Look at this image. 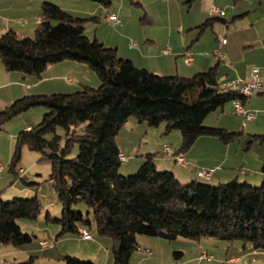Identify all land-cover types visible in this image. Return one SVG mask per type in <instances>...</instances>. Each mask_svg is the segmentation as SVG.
I'll use <instances>...</instances> for the list:
<instances>
[{"label": "trees", "instance_id": "16d2710c", "mask_svg": "<svg viewBox=\"0 0 264 264\" xmlns=\"http://www.w3.org/2000/svg\"><path fill=\"white\" fill-rule=\"evenodd\" d=\"M90 1L105 9L111 4L110 0ZM142 20L151 21L145 15ZM97 21L99 16H73L43 1L33 36H19L12 29L0 34V60L6 71L40 79L49 65L72 60L88 65L99 80L97 87L83 86L70 93L27 94L4 107L0 125L30 107L46 109L36 125L16 135L8 171L23 181L16 168L21 148L39 153L38 160L50 164L48 180L61 206L59 218L46 212L45 220L60 226L57 237L77 233L91 224L87 216L72 209L77 201L84 202L96 234L112 240L113 264H129L139 247L138 235L168 241L213 238L264 251V180L260 185L236 179L216 185L183 184L171 171L157 170L152 153L144 155L135 173L124 176L118 171L121 151L116 135L130 116L149 127L164 124L163 133L179 131L176 152H186L200 136L215 137L223 144L237 140L241 131L205 126L203 120L227 103L240 100L244 105L248 98L235 91L222 92L215 65L191 76L161 75L135 66L118 56L114 47L84 34L85 24ZM217 21L224 19L212 15L198 26L199 31ZM58 127L64 131L63 146ZM251 137L264 139L263 134ZM75 145L77 153L68 158ZM41 210L37 195L7 201L0 197V246L31 242L34 236L23 232L17 219H35ZM62 261L95 264L68 254Z\"/></svg>", "mask_w": 264, "mask_h": 264}, {"label": "rangeland", "instance_id": "374dc122", "mask_svg": "<svg viewBox=\"0 0 264 264\" xmlns=\"http://www.w3.org/2000/svg\"><path fill=\"white\" fill-rule=\"evenodd\" d=\"M43 0H37L41 3ZM56 4L63 10L67 11L73 16L89 17L92 15L99 16V21L88 22L85 24L84 34L93 39L94 37L103 38L113 43L120 40L118 33L119 27L105 21V8L96 2L90 0H45ZM111 4L106 8L107 13L114 12L121 20L124 17L130 19V31L136 30L137 27L144 26V30H148L158 36L167 35L169 32L180 38L185 37L187 41L196 43L200 46H205L206 42L209 43L213 39L214 32L219 24H214L212 28H205L203 32L199 31L198 26L203 23L207 18L211 17V13L204 14L199 10L197 0H110ZM39 9V7H38ZM111 10V11H109ZM199 10V11H198ZM40 12V9H39ZM146 16V20H153L152 25L149 22L143 21L142 17ZM56 24V22H53ZM192 23V24H191ZM214 31V32H213ZM34 29L25 35L19 36H33ZM197 36L200 38L197 39ZM197 39V40H196ZM115 47V46H111ZM194 53L196 51L194 50ZM214 59L213 55H209ZM68 63L67 68L55 72L56 87L63 93H70L82 89L83 86L97 87L99 80L88 65L72 60H64ZM69 64V65H68ZM3 66V65H2ZM4 68V66H3ZM5 69V68H4ZM208 68H206L207 70ZM205 71V70H204ZM192 75V74H191ZM35 79H37L35 77ZM72 79V83H67L66 80ZM21 80V79H20ZM0 76V83L4 82ZM15 83V82H13ZM32 81L21 80L18 86H7L0 89V111L7 105L11 104L15 99L22 97L27 92V85L32 84ZM97 83V84H96ZM34 89V88H32ZM258 110V109H254ZM46 111L41 106L30 107L9 119L3 121L0 125V165L3 170L0 171V189H2L1 199L4 201L10 200L12 197L27 198L37 195L42 204V210L35 219H17V222L26 223L22 224L21 230L28 233L33 237L32 241L19 246H7L10 250H20L27 253L26 259L32 256V261L26 262L19 260L23 254H16L6 257L5 261L0 264H63L62 258L64 255L76 256L81 260H90L95 264H113L112 263V240L107 237H100L95 232V227L92 222V215L90 209L82 201H77L72 205V209L77 210L87 216L91 224L85 225L87 229L91 228L92 238L95 242L83 241L77 233H67L57 237V232L60 226L58 224L45 220L46 212H49L51 218H59L61 214V206L57 200V194L52 186L48 175L50 173V164L46 161H39V153L29 150L23 146L20 152L19 161L16 168L25 170L24 180L22 181L13 172L8 171L7 165L9 164L14 144L15 137L19 131L24 130L27 125H36L43 113ZM260 111V110H258ZM264 114L257 113V118L251 121H245L242 117L234 112L230 103H227L223 109H217L210 112L203 120V125L210 127L225 128L228 131H241V136L228 144L221 143L217 138L211 136H200L204 139L197 145L195 142L186 151L187 161L190 163H198L196 166L198 170L210 169L217 161L226 157L227 153L234 155L237 153L236 160L244 161L246 165L249 163L254 164L257 157L264 159V139L263 141L252 140L251 135L263 134L264 135V122L261 118ZM80 130V129H78ZM164 124L157 127H149L146 123H139L135 117L130 116L126 122L120 127L117 135L116 142L127 159L121 161L119 166V173L121 169L124 170L131 163L137 162L139 159L144 158L146 152H152L153 155L161 156L159 167L170 165L179 174L181 171L180 166L169 161L168 154H166L165 146L172 149L179 148L180 133L177 130H172L169 133H163ZM57 134L64 137V131L61 127L56 129ZM47 138L50 135L46 136ZM212 139H211V138ZM199 138V137H198ZM213 142H220L221 147H216ZM252 140V141H251ZM64 138L61 141V146L64 145ZM196 141V140H195ZM228 145L230 151L226 148ZM155 150H149L154 149ZM138 151V154L136 153ZM155 151H158L156 153ZM77 153V146L75 145L68 158L74 157ZM155 153V154H154ZM183 153V152H182ZM184 155V154H183ZM144 161V159H143ZM186 162V163H188ZM192 165V164H191ZM191 167V166H190ZM246 167V166H245ZM214 169V168H213ZM245 170V168H242ZM136 171V170H135ZM121 174L124 176L131 175ZM165 171V170H159ZM20 176V175H19ZM22 176V175H21ZM183 177L182 175H180ZM202 183L206 182L205 179L199 180ZM260 185V184H257ZM14 188H27L21 193H17ZM15 193V194H14ZM15 195V196H14ZM51 203L52 205H49ZM144 239L145 247L152 252V255H138L141 254L138 249L134 250L130 261L133 264H264V251L252 249H242L238 242L230 245L228 242L213 238H204L198 241H189L190 239L178 238L177 240L168 241L166 239L156 236L139 235ZM41 241H46V245H42ZM196 242V243H192ZM217 242V244L213 243ZM222 244V245H218ZM4 248V246H2ZM180 252L181 255H175L174 252ZM204 252L211 255V259H203L200 261V256ZM249 252V253H248ZM200 255V256H199ZM238 258V260L229 261V258ZM2 261V260H1ZM131 263V264H132Z\"/></svg>", "mask_w": 264, "mask_h": 264}, {"label": "crops", "instance_id": "0c3cea01", "mask_svg": "<svg viewBox=\"0 0 264 264\" xmlns=\"http://www.w3.org/2000/svg\"><path fill=\"white\" fill-rule=\"evenodd\" d=\"M43 1H41V3ZM197 1L199 10L202 14H204V16L206 13H210V6L216 5L222 9V13L219 14V16L224 19V22L217 21L212 24L210 28H212L216 23L220 26L217 27L216 32L213 31V39L211 38L209 43L206 42L205 46H200L193 42L189 43L185 37L180 38L179 35L175 36L170 32L167 35H165L164 33V35L160 37L152 32H149L148 30H144V26H136V30L130 31L128 29L131 21L127 17H124L123 20H121L119 17V23L114 24L116 25V27H119L120 33H118V36L120 40L110 43V41L108 42L105 37L95 38H97L105 46H115L114 48L116 49L117 55L123 58L130 59L135 66L148 69L154 73L161 75L177 74L180 76H191V74L193 75L196 72L204 71L206 70V68L215 65L218 83L221 84L225 81L235 78L247 79L248 71L251 67H261L264 65V0H238L236 2H233L232 0ZM53 2L59 5L58 2ZM41 3H38L37 0H0V34L8 29L14 30L18 35L29 34L33 29H35L38 23V14ZM104 12L107 13L108 11L105 9ZM147 24H154L153 20ZM203 31H200V34ZM220 37L225 38V44L222 46V53L220 58H216L213 54V50L218 46L217 41ZM199 38L200 37L197 36V39ZM131 42H133V45H131ZM166 46L170 47V51L167 54H163L162 49ZM194 50L196 51V53H194ZM210 52L211 55H213L214 59L209 56ZM187 53L191 54L193 58V61L190 65H186L184 63V56ZM65 63L68 62L61 61L49 65L43 72L42 77L40 79H35V77L32 75L6 71L3 68V64L0 60V76L3 80H6L5 83H0V89L5 88L6 85L18 86L19 81L29 80L33 83L27 85L26 89H28L27 92H31V90H34L32 91V94H51L62 92L59 89H55L56 82L54 83L53 81L58 80L56 79L57 75H54L56 74L55 72L67 68V66H64L67 65ZM66 82L72 83V79L66 80ZM230 104L233 108L232 103ZM244 107L252 110L258 109L260 111L257 110V113L264 114V94H254L253 96L248 98V100L244 104ZM239 116L242 117L241 115ZM255 118L252 120H255ZM261 122H264V115L261 118ZM160 126L161 125H159V127ZM202 139L204 138H197L195 141V145L202 141ZM211 139L207 141H212V143L216 147H221L222 144L220 142H213V140ZM226 146V148H228V151H230V147L228 145ZM177 149L172 150L176 151ZM149 150H155V148ZM155 152L158 153V151ZM136 153L138 154V151H136ZM148 153L152 152L148 151L145 154ZM187 153L188 152H183L186 162H188ZM236 156V152L234 155H230V153H227L226 157H224L220 161H217L214 164H210V166H213L211 168H214V171L209 179H205L206 182H210V184L216 185L219 183L230 181L232 179H236L237 181H245L251 185L261 184L264 180V174L262 172V158L257 157L253 165L252 163L246 165V163L242 160L237 161ZM161 158L162 157L159 155H153V161L156 169L171 171L181 183L184 184L190 181H199L203 179L197 175L198 168L196 166H199L197 165L198 163H192V161L190 163L188 162L186 166H180L181 170L183 171L178 174L177 171L171 166V164L165 165L164 167H159V161L161 160ZM143 159L144 158H141L137 162L131 163L124 170L121 169V173L129 174L137 170V168L141 165ZM167 159H169V161L171 162L173 161L170 156H168ZM242 168H245V170ZM19 169L22 168L20 167ZM19 175H22V177H24L25 170H23V173H19ZM180 175H182L183 177H181ZM23 182H25V180H23ZM14 189L17 193L28 190L27 188ZM1 192L2 189H0V195H2ZM49 205L52 204L49 203ZM17 223L20 228L22 227V224L26 225V223L23 222ZM82 228L86 229L90 232V234H92L91 228ZM81 240L91 241L93 243L95 242L93 238H81ZM136 241L139 247L144 244V239L139 235L137 236ZM197 243L201 242L198 241ZM213 243L217 244V242ZM218 245L222 244L218 243ZM241 248L248 249L246 251H249L250 249V247ZM253 251L255 250L252 249V253H254ZM139 252L141 254L137 253L138 255H145L143 251L139 250ZM11 253L16 255L23 254L24 252H21L20 250L12 251L7 246H4V248L0 246V263L5 261L6 257L9 258ZM26 254L27 253L23 254L19 258V260L26 262V260L28 259V261L31 262L32 256L28 255L29 257L26 259ZM199 260L203 261V259ZM228 260L235 261L238 260V258L233 259L231 257ZM131 263L132 262L129 260V264Z\"/></svg>", "mask_w": 264, "mask_h": 264}, {"label": "built area", "instance_id": "2783aa9c", "mask_svg": "<svg viewBox=\"0 0 264 264\" xmlns=\"http://www.w3.org/2000/svg\"><path fill=\"white\" fill-rule=\"evenodd\" d=\"M209 11L213 16H216L222 13V9L216 5L210 6ZM104 18L106 22H109L113 25L119 23L120 21L116 13L114 12L105 13ZM217 42H218V46L213 50V54L216 58H220L221 53H222V46L225 44V38L220 37ZM131 45H133V42H131ZM169 51H170L169 46H166L165 48L162 49L163 54H167ZM192 61H193L192 55L188 53L185 54L184 63L186 65H190ZM219 87L222 92L235 91L244 98H250L254 94H264V65L261 67H258V66L251 67L248 71L247 79H243V78L231 79V80L221 83ZM232 106H233L234 112L236 114L241 115L245 121H250L254 119L257 115V110L245 108L240 100L233 101ZM164 150L166 154L170 155V157L173 159L176 165L186 166L187 163H186V160L182 152L173 151L168 146H165ZM119 159L120 161H126L127 157L124 154L120 153ZM2 170H3V167L0 165V171ZM213 171H214L213 168L205 169V170H197V175L200 178L209 179ZM18 172L21 174L23 173V170L19 169ZM77 233L82 239L92 238L90 232L84 228H81V227L78 228ZM41 242H42V245H46V241H41ZM137 249L145 252L148 256L152 254V252L149 249H146L143 247H138ZM211 258H212L211 255H208L207 252H204L200 256V259L209 260ZM229 261H232V260H229Z\"/></svg>", "mask_w": 264, "mask_h": 264}]
</instances>
